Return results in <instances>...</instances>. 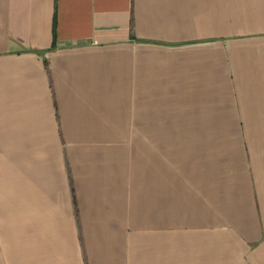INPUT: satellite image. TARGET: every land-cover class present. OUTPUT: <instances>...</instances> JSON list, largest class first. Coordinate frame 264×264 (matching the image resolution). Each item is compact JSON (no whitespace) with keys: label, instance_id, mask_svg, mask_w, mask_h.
<instances>
[{"label":"crops","instance_id":"1","mask_svg":"<svg viewBox=\"0 0 264 264\" xmlns=\"http://www.w3.org/2000/svg\"><path fill=\"white\" fill-rule=\"evenodd\" d=\"M0 264H264V0H0Z\"/></svg>","mask_w":264,"mask_h":264}]
</instances>
